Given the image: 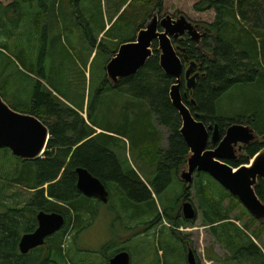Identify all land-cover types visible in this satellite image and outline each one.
<instances>
[{"label": "trees", "instance_id": "obj_1", "mask_svg": "<svg viewBox=\"0 0 264 264\" xmlns=\"http://www.w3.org/2000/svg\"><path fill=\"white\" fill-rule=\"evenodd\" d=\"M66 1L73 16L69 24L79 22L81 18L76 5L79 0ZM109 1L111 16L108 25L105 23L97 28L99 35L92 37L89 33L93 31L92 27H84L83 39L90 45L89 54L91 50L104 46L105 38L127 13L131 16L129 20L131 19L135 30L139 32L155 13L161 14L165 6V0ZM14 5L17 6L16 0L10 7L15 9ZM126 5L128 8L121 14ZM194 11L215 12L213 24L202 23L204 29L212 31L216 37V47L213 50L215 59L210 63L199 53L205 76L200 77L195 90L196 105L190 99H184L185 104L207 125L218 123L224 128L227 123L243 122L263 134L264 0H200L194 5ZM2 12L5 19L8 11L3 9ZM43 13L42 10L35 13L36 19H40ZM141 19L144 20L140 25ZM113 23L107 31L108 26ZM105 31L106 34L101 38ZM37 34H40L39 31ZM125 37L123 34L121 38ZM112 39L118 40L116 36ZM207 39L208 36L204 39V48ZM135 40H124L122 44ZM55 41L56 47L62 49V56L60 52L49 49V44L51 46ZM53 42H47L46 49L42 50L39 68L36 70L32 65L35 78H30L24 94L20 95L19 104L13 107L18 112L34 115L49 127L51 139L47 151L41 159L23 161L12 155L9 149H0V182L8 181L24 186L33 194L22 207H10L0 202L7 208L6 212L0 213V264H80L71 260L70 251L64 250V239L72 229L78 235L85 225L96 218L100 204L80 193L77 174L79 168L87 169L106 186L111 194L110 204L117 202L120 213L124 215L121 214L123 223L127 220L126 225L132 222H136L138 226L150 225L156 232L152 237L158 236L160 241L163 238L175 251L174 255L186 254L187 243L180 228L193 225L197 220L187 221L183 217L181 204L185 198H190L191 193L179 176L187 166L190 152L180 134L181 118L170 99V89L175 80L167 76L160 67L158 43H154L153 56L136 75L121 79L114 85L105 74L97 99L92 102V85L87 83V75L82 76L84 73L80 71V77L71 71L76 78L69 79L65 73V63L70 59L68 56L65 58V45L58 35ZM185 45L182 47L187 48L190 59H196L194 45L188 38ZM57 53L60 61L58 64L54 61L53 65L58 71L55 69L56 75L50 76L44 63L46 59H51V54L56 57ZM2 75L1 73L0 77ZM36 77L46 81L48 87L36 83ZM83 78L85 89L80 91ZM61 85L65 86V91H60ZM245 87H253L257 91L252 109H249L252 113L234 117L222 114L221 105L225 98L234 90ZM9 90V83L0 85V96H3L2 92L8 93ZM87 97L90 98L85 118L82 114ZM100 110L106 118L124 122V129L130 127L129 146L136 160L144 167L142 169L153 174L150 182L146 179L144 181V177L130 164L127 143L123 139L129 132L119 133L113 127L94 120L95 112L99 113ZM160 127L169 131V148L166 150L162 147ZM97 130L101 132L98 133ZM255 154L256 152H251L250 156ZM242 163H249V158ZM231 165L237 168L241 163ZM193 186L202 224L229 253L223 259L211 248L207 252V259L225 264H264V252L254 241H260L264 235V224L251 216L237 198L209 175L197 174ZM256 193L264 203V181H259ZM142 204H148V208H141ZM40 212L60 213L65 217L66 225L61 232L48 239L46 247L22 255L19 248L21 238L35 230ZM178 245L182 249L178 250ZM111 246L112 244L107 246L108 250ZM106 259L109 264L110 259Z\"/></svg>", "mask_w": 264, "mask_h": 264}, {"label": "rangeland", "instance_id": "obj_2", "mask_svg": "<svg viewBox=\"0 0 264 264\" xmlns=\"http://www.w3.org/2000/svg\"><path fill=\"white\" fill-rule=\"evenodd\" d=\"M4 1L8 3L11 0ZM16 1L17 6L14 5L15 9L10 7V5L8 6L0 2V75L1 73L3 74L0 77V85L6 83L10 85L9 92L4 94L2 92L1 94L3 95V99L12 108L19 104L20 95L24 94V90L27 88L30 82L29 80H31L30 78H35L32 65L36 70L39 68L42 50L46 49L47 42L51 43L56 40L57 35L65 45V58L68 56L70 59L67 64L65 63V73L67 77L69 79L76 78L71 71L76 72L77 76L80 77L88 73L89 81L87 83L92 85L91 100L94 102L97 99L100 83L106 74V68L114 57V53L119 50L124 40L131 41L136 39L140 32L135 30L134 25L130 22L131 19L129 20L131 16L127 13V15L112 29L111 34L105 38L103 42L104 46L100 49L96 48L93 51L91 50L89 54L90 45L88 41H84L83 39L85 36L84 27H88V25L92 27L93 31H89L92 37L99 35L97 28L105 23L108 25L107 22H109L108 20L111 16L109 10H112L111 1L79 0L76 5L81 19L77 23L72 22L70 24V19L72 20L73 16H71L70 6L66 0ZM198 1L200 0H165L164 11L161 14L157 12L160 19L167 15L172 16L174 19H177V16L184 15L192 20V22L200 25H203V22H214V11L207 13H197L194 11V5ZM129 4L130 3H128V5ZM128 5L123 8L121 14L128 8ZM3 9L5 11L7 9V13L9 14L5 16V19L3 17ZM41 10L44 13L39 17L40 19H36L37 15L35 13L41 12ZM51 19H53V21ZM143 20L144 19H141V21H139L140 25L143 23ZM114 23L108 26L107 31L110 30ZM39 25L43 27L41 28ZM37 31H39L40 34H37ZM107 31L103 33L101 38L104 37ZM123 34L126 36L125 38H121ZM37 35H40V37H37ZM115 36L118 39L117 41L112 39V37ZM98 42L100 43L101 39H99ZM53 43L55 44L52 45ZM53 43L51 46L49 44V49L53 52H60L61 54L62 49L56 47V41ZM51 47L54 48V50H52ZM55 56L56 57L51 54V59H48V61L46 59L44 63L45 68L48 67L50 76H55L56 70L58 71V68L53 64L54 61L55 64L59 63L60 55L57 53ZM80 71L84 73L82 76L79 75L81 73ZM82 81L83 84L81 88H79L80 91H84L85 89L84 78ZM60 87L62 89L60 91H65V86L61 85ZM256 95L257 91L253 87L234 90L222 103V114L227 117H234L241 114L250 115L252 112L249 109H252V103ZM130 110L133 111V108L130 107ZM94 120L108 127H113V129H116L119 133L122 131L129 132L123 139L127 143V156L130 164L139 175L144 177L142 178L143 180L146 179L147 182H150L153 174L149 170L146 171L142 169L143 166L136 160L129 146V141L131 140L130 127H125L124 129V122L122 123L121 121L106 118L102 110H100L99 113L95 112ZM119 120H121L120 117ZM154 121L157 122L156 119H154ZM228 124L229 123H227L226 126ZM159 133H162V147L163 150H166L169 148V131L160 127ZM147 185L150 188V185ZM185 186L187 188L186 184ZM190 193V201L197 208L199 216L193 225L180 228L182 237L185 238L189 247L195 251L197 262L200 261V264H225L223 262H214L207 259V252L211 248L214 249V253L223 259H225L229 253L210 234L209 229L202 224L201 211L194 186L190 189ZM32 195V192L27 190L24 186L12 184L8 181L0 182V202L10 207L24 206L31 199ZM154 197L157 199L156 195H154ZM158 202L160 203L159 200ZM116 203L110 204L109 206L100 205L97 217L88 225H85L78 235H76L77 232L74 229L70 231L68 236L64 239L63 248L72 253L71 260L78 261L80 264H107L106 258L111 259L119 252L126 251L130 253L132 264H188V252L186 251V254L181 253V255H174L175 251L169 247L163 238L160 241L158 236L152 237L156 232L150 225L138 226L136 222L126 225L125 223H127V220L123 223L121 217L123 218L124 215L120 213V208ZM112 207L114 209H112ZM242 207L244 206L242 205ZM141 208H148V204H142ZM6 211L7 208L0 204V213ZM165 224L170 227L169 224ZM157 231L160 232V229H157ZM254 241L264 252V235L260 241L255 239ZM110 244H112V246L108 250L107 246ZM177 249L180 250L182 248L178 245ZM73 255L75 256L74 259ZM106 255H108V257H106Z\"/></svg>", "mask_w": 264, "mask_h": 264}, {"label": "water", "instance_id": "obj_3", "mask_svg": "<svg viewBox=\"0 0 264 264\" xmlns=\"http://www.w3.org/2000/svg\"><path fill=\"white\" fill-rule=\"evenodd\" d=\"M185 35L203 48V34L186 16L174 19L167 15L160 19L159 14L155 13L146 27L140 30L134 42L120 46L106 68L107 77L116 85L120 79L136 75L153 56L154 43H158L160 67L167 76L175 80L170 89V99L181 118L180 134L190 152L187 167L180 173V180L191 189L197 174L209 175L237 198L251 216L264 224V203L256 193L259 181H264V150L251 160L249 166L233 168L223 162L236 158L234 151L236 146L248 145L256 139L253 128L245 124L231 125L218 146L209 149L210 133L213 132L212 141L217 143L220 128L218 124L208 126L200 121L198 115H194L185 104L182 92L183 79L185 77L187 88L192 89L198 76L191 78L196 63L191 62L189 69L186 70L179 56L182 49L174 42ZM50 139L49 127L39 118L14 110L0 96V149H9L12 155L23 161H36L44 157ZM77 174L78 189L82 195L103 203L108 202L109 191L97 177L83 168H79ZM182 210L185 220H197L199 213L191 201L185 202ZM37 220L39 223L37 230L26 233L21 238L19 248L22 255L46 245L47 239L66 225V219L60 213L40 212ZM187 262L198 264L193 249L188 251ZM109 264H132L130 253L119 252L110 259Z\"/></svg>", "mask_w": 264, "mask_h": 264}, {"label": "flooded vegetation", "instance_id": "obj_4", "mask_svg": "<svg viewBox=\"0 0 264 264\" xmlns=\"http://www.w3.org/2000/svg\"><path fill=\"white\" fill-rule=\"evenodd\" d=\"M182 16V15H181ZM177 17H180V16H177ZM190 20V19H189ZM192 22V20H190ZM215 21V20H214ZM194 23V22H193ZM214 22L212 23H206L208 25H211L213 24ZM194 25L196 26V28L198 29V31H200L202 34H203V38H202V43H203V48H200L195 42H193L190 37L188 36H183L181 37L180 39H177L175 40L174 42H177L176 46L178 47H181L182 51L179 52V56L180 58L182 59L183 63L185 64V69H189L190 67V63L191 62H195L196 63V66L191 74V78H193L194 76L198 75L195 79V84H194V87L192 89H188L187 88V82H186V79L184 77L183 79V84H182V92H183V95H184V99L188 100L190 99V101H192V104L194 105V94H195V90L197 88V84L199 82V79L200 77H203L205 76V73H204V69L202 67V60H200V57H199V53H202L203 56H205L207 58V60L212 63L214 62V59H215V54L213 52V50L215 49L216 45H215V42H216V37L214 36L213 32L212 31H208V30H205L203 25H200L198 23H194ZM208 31V32H206ZM207 34V35H206ZM208 36V39L207 41H205V48H204V39ZM189 39L191 42H192V45L193 48L195 49V58L194 60H191L190 57L187 55V48L186 47H182V46H186L185 45V40L186 39ZM36 83L39 82L41 84H44L45 86L48 87V84L46 83V81H44L43 79L39 78V77H36ZM121 80V79H120ZM37 89V87H36ZM194 101V102H193ZM196 105V104H195ZM215 124H218V123H214V124H209V125H215ZM233 124H243V122H239V123H231V124H228L226 126V128H222L220 124L219 125V128H220V137H219V140L217 141V143H214L212 141V135H213V132H211V136H210V146H209V149H215L218 144L223 140V138L225 137V134H226V131L227 129L233 125ZM245 124V123H244ZM208 125V126H209ZM246 125V124H245ZM251 128H253L254 132H255V135H256V139L254 141H252L251 143H249L248 145H238L235 147V156L236 158L234 160H224L223 162H225L226 164L230 165L231 167H233L231 164H234V163H241L240 166H244V165H248L250 164L251 160L256 156L258 155L259 153H261L263 150H264V133L261 134L260 132H258L252 125L250 126ZM96 129V128H95ZM251 152H256V154L251 157L250 156V153ZM249 158V163L247 164H244L242 163L243 160ZM239 166V167H240ZM249 166V165H248ZM234 168V167H233ZM108 190V189H107ZM109 191V190H108ZM110 191H109V199H108V202L107 203H103L101 202L100 200L98 199H94L97 201V203H99L100 205H105V206H109L110 205ZM92 199V198H90ZM187 201H190V198H185L182 202V208H183V204ZM194 205V204H193ZM113 209V207H112ZM183 211V210H182ZM39 227V223H38V220H37V227L35 228V230L33 232H35L37 230V228ZM62 231V230H61ZM59 231V232H61ZM32 232V233H33ZM57 232V233H59ZM56 235V234H55ZM53 235V236H55ZM51 236V237H53ZM49 237V238H51ZM48 238V239H49ZM48 239H47V242H48ZM47 242H46V245H44L43 247H46L47 246ZM42 248V247H40ZM190 249L189 247V244H187V248H186V251L188 252ZM188 254V253H187Z\"/></svg>", "mask_w": 264, "mask_h": 264}, {"label": "crops", "instance_id": "obj_5", "mask_svg": "<svg viewBox=\"0 0 264 264\" xmlns=\"http://www.w3.org/2000/svg\"><path fill=\"white\" fill-rule=\"evenodd\" d=\"M0 2H2V3H5V1L3 0V1H1L0 0ZM14 2V0H11V1H9L8 3L6 2L5 3V5H11L12 3ZM86 75H87V78H88V73H86ZM50 90H52V89H50ZM52 92L55 94V95H57L53 90H52ZM88 94V93H87ZM65 102V101H64ZM83 110H84V113L86 114V112H87V108H88V97L86 98V100H85V102H84V105H83ZM83 113V114H84ZM98 131V133H100L101 132V130H97Z\"/></svg>", "mask_w": 264, "mask_h": 264}, {"label": "bare ground", "instance_id": "obj_6", "mask_svg": "<svg viewBox=\"0 0 264 264\" xmlns=\"http://www.w3.org/2000/svg\"><path fill=\"white\" fill-rule=\"evenodd\" d=\"M234 204V203H233Z\"/></svg>", "mask_w": 264, "mask_h": 264}]
</instances>
